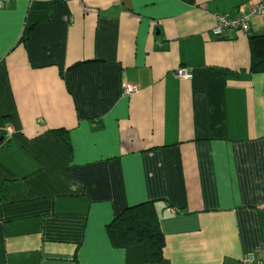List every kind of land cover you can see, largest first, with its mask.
<instances>
[{"label": "crops", "instance_id": "obj_1", "mask_svg": "<svg viewBox=\"0 0 264 264\" xmlns=\"http://www.w3.org/2000/svg\"><path fill=\"white\" fill-rule=\"evenodd\" d=\"M251 1L0 9V264H147L106 227L148 201L167 242L158 264H264V75L249 41L264 21L213 37Z\"/></svg>", "mask_w": 264, "mask_h": 264}, {"label": "trees", "instance_id": "obj_2", "mask_svg": "<svg viewBox=\"0 0 264 264\" xmlns=\"http://www.w3.org/2000/svg\"><path fill=\"white\" fill-rule=\"evenodd\" d=\"M249 41L250 73L264 75V35H250ZM53 132L67 149H73L69 131L59 129ZM8 198L9 194L3 192L0 199L5 204ZM106 232L114 249L127 250L141 246L144 248L147 264L165 261L167 242L155 202L148 201L125 208L107 225Z\"/></svg>", "mask_w": 264, "mask_h": 264}, {"label": "built area", "instance_id": "obj_3", "mask_svg": "<svg viewBox=\"0 0 264 264\" xmlns=\"http://www.w3.org/2000/svg\"><path fill=\"white\" fill-rule=\"evenodd\" d=\"M13 0H0V9H4L5 6L11 4ZM260 16L264 21V0H252L247 5L241 7L236 17L229 16H219L218 25L213 30V37H221L225 30L235 29L241 30L243 32H248L250 20L252 17ZM66 22H72L73 20L69 17L65 18ZM176 76L182 79H191V74L189 70L180 69L176 71ZM124 95L132 96L138 91L137 86L129 84L127 82L123 83ZM8 132H11V128L8 127ZM254 259L249 257L245 260L246 264H252ZM262 264V262L257 263Z\"/></svg>", "mask_w": 264, "mask_h": 264}, {"label": "bare ground", "instance_id": "obj_4", "mask_svg": "<svg viewBox=\"0 0 264 264\" xmlns=\"http://www.w3.org/2000/svg\"><path fill=\"white\" fill-rule=\"evenodd\" d=\"M65 18H66V17H65ZM7 129H8V128H7ZM7 129H6V130H7ZM7 133H9L8 130H7Z\"/></svg>", "mask_w": 264, "mask_h": 264}]
</instances>
